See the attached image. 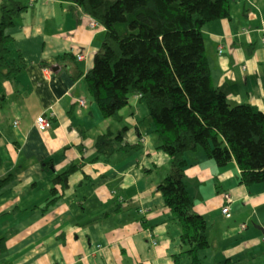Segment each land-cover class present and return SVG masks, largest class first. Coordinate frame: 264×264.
<instances>
[{
	"label": "crops",
	"instance_id": "obj_1",
	"mask_svg": "<svg viewBox=\"0 0 264 264\" xmlns=\"http://www.w3.org/2000/svg\"><path fill=\"white\" fill-rule=\"evenodd\" d=\"M13 1L26 8L7 28L14 38L11 58L20 51L26 65L12 79L0 73V264H175L188 246L158 190L170 172V157L158 149L153 118L137 95L119 118H104L87 88L85 75L101 47L104 26L92 27L81 7L66 2ZM263 18L264 0H233L230 19L203 28L214 83L232 105L249 103L260 111ZM244 28L248 33L241 32ZM80 53L86 56L82 61L76 59ZM73 63L82 72L78 80L71 77ZM51 107L53 126L40 131L35 120ZM124 127L119 146L140 144V149L96 159L98 135ZM186 160L183 179L206 223L209 217L230 222L225 236L241 242L242 249L262 246L264 182L241 184L235 160L219 166L201 147L187 152ZM70 166L77 170L64 189L53 179ZM53 187L58 199L46 208ZM225 193L232 197L230 217L222 211ZM241 217L253 219L257 230L246 222L237 225ZM228 253L230 259L234 251ZM181 264H190L189 259Z\"/></svg>",
	"mask_w": 264,
	"mask_h": 264
},
{
	"label": "trees",
	"instance_id": "obj_2",
	"mask_svg": "<svg viewBox=\"0 0 264 264\" xmlns=\"http://www.w3.org/2000/svg\"><path fill=\"white\" fill-rule=\"evenodd\" d=\"M58 1L81 7L104 26L101 47L85 75L89 94L104 118H119L134 95L147 107L158 149L170 157V172L158 190L188 246L175 256V264L184 257L190 264H204L199 253L210 247V241L206 220L194 209L183 179L186 153L201 147L219 166L235 160L241 184L264 182V111L249 103L229 102L212 79L205 47L204 26L230 19L233 0ZM25 8L11 0L0 2V73L7 79L15 78L26 65L20 51L11 58L14 38L7 32ZM262 29L260 24L261 42ZM245 31L249 30H241ZM65 59L71 61L73 56L67 54ZM69 70L74 80L82 76L75 63ZM125 130L98 135L96 159L139 150L140 144L119 146ZM76 170L70 166L54 177V183L65 189ZM57 199L53 187L45 207Z\"/></svg>",
	"mask_w": 264,
	"mask_h": 264
},
{
	"label": "rangeland",
	"instance_id": "obj_3",
	"mask_svg": "<svg viewBox=\"0 0 264 264\" xmlns=\"http://www.w3.org/2000/svg\"><path fill=\"white\" fill-rule=\"evenodd\" d=\"M240 205L242 207H245L243 205V202H241ZM237 206L238 205L233 204L231 205V209L234 210L237 208ZM252 212L253 209L248 210L249 215L252 214ZM260 213L264 219V206L261 208ZM235 222L237 225H239L240 222H246L249 225V229L257 230L256 225L258 224L255 223L253 219L241 217ZM231 227L232 226L230 222H215L211 217L207 219V236L208 240L210 241V247L201 251V256L203 257L204 264H264V244L262 246L256 245L252 249H250L249 247L246 249H242L243 247L241 242L236 243L235 238L232 237L226 238L225 233L228 232ZM258 232L259 236H262V231L258 230ZM230 250H233L234 253H232L231 258L229 259L228 251Z\"/></svg>",
	"mask_w": 264,
	"mask_h": 264
},
{
	"label": "built area",
	"instance_id": "obj_4",
	"mask_svg": "<svg viewBox=\"0 0 264 264\" xmlns=\"http://www.w3.org/2000/svg\"><path fill=\"white\" fill-rule=\"evenodd\" d=\"M89 17V24L92 26V27H97L100 25V23L98 22V20L90 15H88ZM261 26L263 27V31H264V18L261 20ZM247 33V31H245ZM264 42V40H263ZM85 54L84 53H80V54H77V57L76 59L78 61H82L85 59ZM78 104H79V107H84L85 104H86V101L85 99L83 98H79L78 99ZM56 116V111L53 107H51L50 111L48 113H43L41 115H39L36 120H35V125L38 127V129L40 131H49L52 126H53V120ZM19 123V121H15L14 125L17 126ZM224 197H225V205L222 209L223 213L227 216V217H230V208H229V203L232 201V197L229 193H225L224 194ZM142 212H145V209L143 208L141 210ZM241 227L244 229L246 228V224L243 223L241 224ZM154 244L156 243L155 241L153 242Z\"/></svg>",
	"mask_w": 264,
	"mask_h": 264
}]
</instances>
